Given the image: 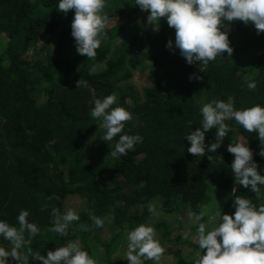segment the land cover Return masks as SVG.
<instances>
[{
  "label": "trees",
  "instance_id": "16d2710c",
  "mask_svg": "<svg viewBox=\"0 0 264 264\" xmlns=\"http://www.w3.org/2000/svg\"><path fill=\"white\" fill-rule=\"evenodd\" d=\"M133 3L106 0L107 37L88 59L77 53L71 35L74 10L58 11V0H0V220L19 227L20 211H29V221L41 233L22 249L26 255L31 248L46 256L76 240L97 264H129L124 260L127 234L140 224L153 227L155 212L149 206L158 203L168 217L154 226L165 249L160 264L181 245L193 249L184 252L181 263L195 264L199 246L173 236L182 228L183 205L199 215L210 195L229 193L223 214L232 215L233 188L257 206L264 204V199L236 185L234 156L227 151L229 143L247 142L264 174L256 133L233 119L217 152L199 159L187 152L190 143L185 138L201 127L204 103L232 96L238 110L264 106V33L258 35L251 23H230L225 30L232 56L225 53L202 72L175 48V29L166 17L155 32L148 24L150 13ZM137 73L141 76L135 80ZM253 80L254 90L247 87ZM113 94L112 107L132 114L124 132L143 137L126 157L110 154L109 142L101 138L102 121L89 115L96 99ZM215 138L212 129L205 143ZM116 139L110 142L113 148ZM99 147L105 149L100 154L104 159L92 164L90 156L99 155ZM53 208L61 214L73 209L80 216L67 237L50 230ZM90 214L102 218L104 227L97 228ZM0 245L11 247L2 238ZM29 260L31 264L30 255Z\"/></svg>",
  "mask_w": 264,
  "mask_h": 264
},
{
  "label": "clouds",
  "instance_id": "9594fccd",
  "mask_svg": "<svg viewBox=\"0 0 264 264\" xmlns=\"http://www.w3.org/2000/svg\"><path fill=\"white\" fill-rule=\"evenodd\" d=\"M133 5L142 12L150 13L148 24L155 32L160 31L161 18L166 17L168 26L175 29V48L179 49L189 65L197 64L202 72L210 62L222 58L225 53L228 57L232 56L234 48L225 30L230 23H251L258 35L264 33V0H134ZM105 7L106 0H58V11L67 14L74 10L71 35L75 39L77 53L88 59L96 56L102 39L107 37L109 16L104 12ZM167 47L173 48L172 40L168 41ZM247 87L254 90L257 84L253 80ZM115 103V94L103 100L96 99L89 115L102 121L105 132L101 138L109 142L110 154L126 157L138 143H143V137L124 132L125 123L132 119V114L123 107H112ZM200 114L201 127L185 135L190 143L188 153L198 159L216 153L231 130L227 122L234 119L245 131L257 134L261 142L259 155L264 157V106L257 104L238 110L234 97L229 96L227 101L213 100L202 104ZM212 129L216 130V138L208 145L205 143L206 134ZM114 139L113 148L110 142ZM227 151L234 156L231 170L236 185L249 189L257 199H264V174L254 160L251 147L247 142L236 141L228 144ZM236 192L237 188H233L234 214H222L220 207L207 224H198L195 238L203 255L195 264H264V204L257 206L251 199ZM149 211L154 213L155 209L150 208ZM29 215L28 210L20 211L16 218L19 227L0 220V238L11 245L10 248L0 245V264H30L29 255L31 264L33 261H41L42 264H97L96 259L76 240H68L56 250H49L46 256L31 248L27 249L29 255L24 254L22 249L41 233L40 227L29 221ZM52 215L54 226L50 230L64 237L69 235L70 225L80 219L73 209L61 214L53 208ZM204 215L200 212L193 219L202 221ZM217 217L219 223L215 224ZM90 218L97 228L104 227L102 218L94 214H90ZM127 242L124 260L129 264H145L146 261L160 264L165 249L152 226L140 224L135 227L128 232Z\"/></svg>",
  "mask_w": 264,
  "mask_h": 264
},
{
  "label": "rangeland",
  "instance_id": "374dc122",
  "mask_svg": "<svg viewBox=\"0 0 264 264\" xmlns=\"http://www.w3.org/2000/svg\"><path fill=\"white\" fill-rule=\"evenodd\" d=\"M140 73L136 74L135 80H137V77H140ZM148 78V74L145 77L144 81L141 82L142 84L145 83L146 79ZM138 82H140V78L138 80ZM140 83V84H141ZM105 149H106V144L105 146L102 145ZM99 147L98 151H99V155H96V153L94 154V152L91 154L90 156V162L93 164H98L99 163V159H104L100 156V154L105 150L104 148ZM95 150V149H94ZM91 153V152H90ZM231 195V194H230ZM229 193H219L218 196L215 195H210L209 197V203L206 205V207L204 208V218H205V222L203 223H208L209 219L214 217L216 215V213L218 211H220V207L222 210V214H223V210L226 206V203L228 201V199L230 198ZM71 203H74L73 201ZM220 204V206H219ZM157 206V209H156ZM160 207V205L157 203L155 205H150L149 208H154L155 209V219H154V225L153 228L155 226V224L160 221V220H164V219H168V217L166 215H164L163 213V209L158 208ZM181 209L184 211V213L181 216V220L182 223L180 224L182 226V228L180 229H175V233L173 232V236L175 235H181L183 238H185V236L187 235L188 238L187 240H190L192 242H194L195 244L198 245L196 238H195V234L198 228V224L200 223V221H194L193 217L194 215L192 214V212L190 211V208L188 207V205H183L181 207ZM215 224L219 223V217L216 218V220L214 221ZM172 236V237H173ZM174 251L176 252V255H171L168 253L167 258H166V263L165 264H182L181 263V259L180 257L183 256L185 251H189L190 253H193V249L188 247V246H178L176 249H174ZM198 251V259L200 258V256L203 255V250H201L200 248L197 249ZM184 260L188 261V258L184 256Z\"/></svg>",
  "mask_w": 264,
  "mask_h": 264
}]
</instances>
